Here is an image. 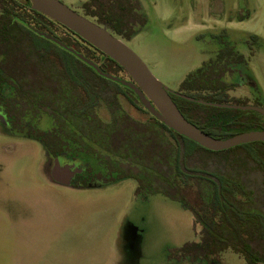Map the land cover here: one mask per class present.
Here are the masks:
<instances>
[{
  "label": "rangeland",
  "instance_id": "1",
  "mask_svg": "<svg viewBox=\"0 0 264 264\" xmlns=\"http://www.w3.org/2000/svg\"><path fill=\"white\" fill-rule=\"evenodd\" d=\"M60 1L81 14L87 0ZM136 2L145 22L124 42L167 89L184 92L185 77L230 45L243 58L232 69L238 86L227 94L230 103L264 109V0ZM5 132L0 123V264H206L180 252L199 241L200 226L186 207L194 209L198 189L208 193L202 185L179 187L181 202L149 186L138 191L134 180L66 188L47 179L40 146ZM199 159L189 166L232 179L242 174L245 191H264L252 169H240L249 164L242 158ZM216 264L248 263L227 250Z\"/></svg>",
  "mask_w": 264,
  "mask_h": 264
},
{
  "label": "flooded vegetation",
  "instance_id": "2",
  "mask_svg": "<svg viewBox=\"0 0 264 264\" xmlns=\"http://www.w3.org/2000/svg\"><path fill=\"white\" fill-rule=\"evenodd\" d=\"M83 4L80 6L81 14ZM138 14H140L139 9ZM132 26L137 31V27L133 24ZM29 28L33 32L39 31L30 26ZM43 33L59 40L76 54L93 62L102 74L132 82L123 69V72L113 74L100 67L104 59L99 54H96L97 59L92 58L94 47L87 42L84 43L72 36L69 39V35L62 30H59L56 36ZM42 39L47 41V44L51 43L69 53L71 57L62 56L75 65L43 64L14 69L11 75L7 76L8 81L0 84V123L5 127V134L40 146L43 153L42 168L47 179L54 184L74 189L106 186L126 180H134L138 187L140 181L150 183L148 178L138 174L142 169L143 159L139 149L143 137L148 138L151 143L148 145L155 148L158 144L159 132L162 146L164 145L167 151L165 162H162L161 167L167 175H172V161L169 155L173 135L168 130H164V125L143 109L137 96L127 87L102 77L75 54L48 39ZM75 45L80 47L79 51L74 49ZM230 47L233 48L230 45H223L222 49H230ZM60 60L69 63L62 58L56 59V62ZM240 62L242 61L232 62L224 67L225 76L230 77L227 82L233 84V90L238 84L232 81V69L239 67ZM124 104L135 114L125 109ZM136 114H145L148 119L141 121L134 116ZM43 118L49 121V126L44 127L41 124ZM152 163L145 162L144 168L147 169L148 175L153 176L154 173L163 180L164 172L162 171L161 175L154 172L156 163L153 167ZM129 171H134L132 174L134 177L131 174L128 176ZM149 179L152 180V177ZM166 184L170 188L173 186L168 180ZM187 187L191 189L192 186H183L188 190ZM258 192L260 194L257 197L264 198L263 192L261 190ZM194 194L198 201L194 208L203 207L201 219H196L194 209L185 207L191 211L195 223L200 226L197 243L201 244V248L197 260L206 264H216L220 255L225 252L217 243L220 240L219 217L211 220V216H207L211 204L205 203L207 200L205 196L202 198L201 195L197 197L196 192ZM210 238H214L217 248L207 251L205 245ZM193 245L195 243L184 245L180 250L182 256L190 258L191 253L183 248L190 249ZM231 251L235 252L232 249Z\"/></svg>",
  "mask_w": 264,
  "mask_h": 264
},
{
  "label": "trees",
  "instance_id": "3",
  "mask_svg": "<svg viewBox=\"0 0 264 264\" xmlns=\"http://www.w3.org/2000/svg\"><path fill=\"white\" fill-rule=\"evenodd\" d=\"M138 9L136 0H89L84 2L81 15L105 26L113 35L127 41L136 33L132 24L139 28L145 22L143 17L138 14ZM29 26L52 36H56L59 30H62L63 33L69 35V39L72 36L85 43L63 26L31 10L28 0H0V84L6 83L7 76L17 68L43 64L75 65L62 56L71 57L69 53L51 43L47 44V41L36 35ZM79 48L78 45L74 46L75 50L79 51ZM93 50L92 58L97 59L96 54H99L104 59L100 63V67L113 74L123 72L122 68L113 60L99 53L95 48ZM61 58L69 63L61 60L56 62V59ZM242 60V56L234 52L232 47L222 49L207 62L208 65L204 64L185 77L180 85V89L184 92L179 93L206 102L231 104L227 94L229 90H233V84L224 80L226 74L224 67L232 62ZM20 71L22 70L20 69ZM171 98L189 123L215 139L225 140L244 132L264 130V117L257 113L217 109L191 103L175 96H171ZM163 129L173 135L169 155L170 161H172V175H167L161 167L162 162H165L167 151L165 146H162L160 132L155 148L148 145L151 144L148 138L143 137L139 149L141 157H143L142 169L138 174L148 178L150 183L140 181L139 190L149 183L150 189L180 201L182 199L179 187L202 185L208 190V193L205 194V191L199 189H196L195 192L197 197L205 196L207 199L205 203L211 204L207 216H211V220L219 217L220 240L217 243L220 244L221 250H234L241 254L248 264H264V198L257 197V192H247L242 188L244 186L242 174L233 176L232 179V177L221 174L210 175L203 168L189 166L190 160L195 158H200L199 160H204L205 157L206 159L217 158L232 163L242 158L249 164L240 169H244V171L252 169L251 171L259 176L262 188H264V144L251 143L223 152H212L174 133L165 126ZM113 139L111 138V140ZM144 156L147 157L144 158ZM146 161L153 162L152 167L156 163L154 172L161 175L163 171L162 175L165 178L163 177L161 180L158 175H154L153 171V176L148 175L147 169L144 168ZM133 172L129 171L128 176L131 174L134 177ZM151 177L152 180L149 179ZM166 180L172 182L171 188L167 186ZM205 180L207 181L205 182ZM202 209L203 207L194 208L197 220L203 216ZM200 248L201 244L195 243L190 249H186V247L183 249L191 253L192 260H196ZM214 248H217L214 238L208 239L205 250L212 251Z\"/></svg>",
  "mask_w": 264,
  "mask_h": 264
},
{
  "label": "water",
  "instance_id": "4",
  "mask_svg": "<svg viewBox=\"0 0 264 264\" xmlns=\"http://www.w3.org/2000/svg\"><path fill=\"white\" fill-rule=\"evenodd\" d=\"M28 1L31 10L40 13L51 21L65 27L106 57L112 59L127 73L132 82L119 80L109 74H102L93 62L76 54L72 49L67 48L59 40L43 32L34 30L36 34L75 54L79 59L92 67L98 74H101L102 77L117 82L130 89L137 96L143 109L169 130L212 152L226 151L251 143L264 144V130L244 132L225 140H218L209 136L196 126L189 123L183 117L171 96L198 105L217 109L250 111L257 113L262 117H264V109L253 106L211 103L170 91L153 76L143 61L125 44V42L113 35L105 26H101L71 10L60 0Z\"/></svg>",
  "mask_w": 264,
  "mask_h": 264
}]
</instances>
